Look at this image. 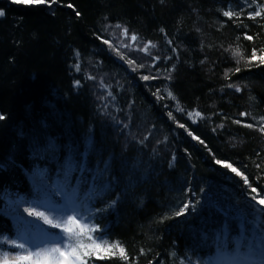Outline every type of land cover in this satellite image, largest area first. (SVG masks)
I'll use <instances>...</instances> for the list:
<instances>
[{
    "label": "trees",
    "instance_id": "trees-1",
    "mask_svg": "<svg viewBox=\"0 0 264 264\" xmlns=\"http://www.w3.org/2000/svg\"><path fill=\"white\" fill-rule=\"evenodd\" d=\"M55 5L0 0L5 12L0 17V236L15 237L20 230L19 212L10 201L64 205L56 182L71 158L84 169L74 174V182L79 175L91 180L109 165L104 180L111 182L110 190L81 214L91 212L90 222L100 228L93 235L118 241L128 255L127 261L119 255L90 256L87 264L213 263L216 234L226 220L233 251L240 236L237 210L246 214L256 193L215 161L232 163L264 197V133L257 130L264 117V64L247 63L253 49L259 55L264 48V19L247 18L255 5L244 0H58ZM228 10L244 14L229 19L223 15ZM117 24L136 34L137 44H156L150 51L159 61L135 47H119L131 42ZM104 39L145 67L132 71ZM237 48L243 58L233 55ZM157 73L156 79L140 78ZM197 111L202 118L193 122L188 113ZM188 201L195 211L190 207L175 216ZM216 207L230 211L225 216ZM246 229L253 239L251 225ZM246 243L241 264H264L260 254L247 257ZM0 250L15 249L0 245Z\"/></svg>",
    "mask_w": 264,
    "mask_h": 264
},
{
    "label": "snow or ice",
    "instance_id": "snow-or-ice-1",
    "mask_svg": "<svg viewBox=\"0 0 264 264\" xmlns=\"http://www.w3.org/2000/svg\"><path fill=\"white\" fill-rule=\"evenodd\" d=\"M13 3H25V4H56L58 0H12ZM163 3V0H161ZM244 2L249 6L253 7L255 5V11L247 13L248 19L255 20L257 17L264 19V4H257L256 0H244ZM72 7L71 4L67 5ZM243 12H236L233 10H228L223 13L224 16L232 19L236 17L237 19L243 15ZM5 12L0 10V17H3ZM76 15H80L79 12ZM117 28L121 29V34L125 37L126 40H129L131 43L124 44L121 43L119 47L128 48L129 50L142 51L146 55L151 56L153 60L159 61V56H153L150 49L157 47L156 44L148 41L143 44H137L138 36L136 34H129L127 28L122 27L117 24ZM245 27H247L245 25ZM164 32V29L160 30ZM165 36L167 34L165 33ZM100 37H98L99 39ZM239 39V37H238ZM245 39L252 40L251 35L245 34ZM104 44H108L113 51L121 59H125L132 67V71H137L140 68L145 67L143 63L137 65L136 61L133 59H127L125 54L120 52L118 47L110 44L107 39L102 41ZM169 45H172L171 40H167ZM178 57L176 49H172ZM77 55H79L77 53ZM234 56L242 57V54L237 48L233 52ZM169 56L166 59H171ZM253 61H258L259 64H264V48L260 49V54L257 55V51L253 49L251 57L247 60V63H252ZM239 64V60L236 61ZM76 69L79 70V65H75ZM150 67H155L154 64ZM174 68V66H173ZM240 68L237 67L235 72H239ZM159 73L155 76L153 75H143L140 78L142 80L156 79L158 78ZM89 79H95L94 77H88ZM168 79H171L169 74ZM77 86L79 81H76ZM228 87H233L236 91H240L239 86L234 84H229ZM108 95H112L111 92ZM158 99H163L159 95V91L155 93ZM169 98L175 100L176 97L171 91L167 92ZM167 107V105H165ZM178 111H184L183 108H178ZM188 115L193 118L195 122L196 118H202L200 112L188 113ZM242 116L248 115V113H241ZM170 119H175L171 112L168 113ZM0 119H4L3 116H0ZM234 123H241V121L236 120ZM260 126L257 128L258 131L264 133V117L261 118L259 122ZM181 128H184V124L178 125ZM245 127L254 128L255 125L251 123H245ZM223 127V125H220ZM215 130V129H214ZM188 135L192 136L194 140H198L201 144L204 143L203 140H200L198 136L193 135L192 132H188ZM54 144L50 141L49 148H53ZM174 159V157H173ZM217 164L222 167L229 169L232 173L237 176H240L244 183L249 185L252 193H256L251 197V200L255 202L249 206L247 213H243L240 210H237L236 218L239 219V238L235 239V248L233 251L229 252L228 250V236L230 225L227 220L223 225L222 229L219 230L216 234L217 241V254L213 258L214 264H241L244 257L240 255V250L242 247H245L246 243V255L247 257H255L257 254L264 256V197H260L257 192L256 187H252L248 177L244 175L238 168L234 167L232 163L227 161L217 159L215 161ZM259 166V165H258ZM2 167V165H0ZM109 165H105L104 172H101L99 169L96 170V174L91 177V180H88L83 175H79L74 182V174L82 173L84 171L83 167L75 163L74 161L67 160L62 169V179H58L56 182L57 191L61 193L65 198V205L60 209V215L53 217L52 215L47 214L45 211H41L40 208L44 206L43 201L33 200L31 206L24 208V212L27 213L29 217H34L36 220H40L43 224L49 225L53 229H59V234H50L46 232L39 224H34L32 221L24 220L23 217H20V230H18L15 237L9 236H0V245H7L9 247L15 248L18 251L14 254L9 251L0 250V264H87V258L90 256H97L98 258H104L105 256H116L119 255L123 260H128V255L125 249L117 241L114 243H109V241L104 236H94L93 233L100 231L98 225L90 222L91 212L81 214L82 208H87L90 204L95 202L98 199H102L104 195L110 190L111 182L105 181L104 176L108 170ZM115 201L112 204H109L108 207H112ZM198 204L199 201L197 200ZM192 208L195 211L196 204L192 201L184 203L180 209L175 212V216H184L188 213L189 208ZM50 211H56L57 209H49ZM104 208H95L93 211L102 212ZM215 210L225 216L228 215L230 209L216 207ZM251 217L249 220L248 217ZM166 218V217H165ZM246 224L251 225V230L253 232V239H248ZM34 229L33 238L29 239V232ZM103 253V255L101 254ZM173 255H175L173 253Z\"/></svg>",
    "mask_w": 264,
    "mask_h": 264
},
{
    "label": "rangeland",
    "instance_id": "rangeland-1",
    "mask_svg": "<svg viewBox=\"0 0 264 264\" xmlns=\"http://www.w3.org/2000/svg\"><path fill=\"white\" fill-rule=\"evenodd\" d=\"M36 181V180H35ZM10 203V207L11 208H14L15 209V211H17V212H19V217H23V219L24 220H27V221H32L34 224H39L44 230H49V231H51L53 234H55V232H57L56 234H59L60 233V230L59 229H53V228H51L49 225H47V224H43V222L42 221H40V220H36L34 217H29L28 215H27V213L26 212H24V208H26V205L24 204V202H18V203H14L13 201H10L9 202ZM65 203H66V201H64V205H65ZM64 205L63 204H60V205H57V206H48V205H45L44 204V206L43 207H41L40 208V210L41 211H45L47 214H49V215H52L53 217H57L58 215H60L61 213H60V211H59V209H62L63 207H64ZM57 209L56 211H50L49 209ZM55 230V231H54ZM35 232V230L34 229H32V232H29V239H32L33 237V233ZM47 232V231H46ZM49 233V232H48ZM52 233H50V234H52ZM13 249H15V248H13ZM18 250L17 249H15V250H10L9 252H11V253H15V252H17ZM209 264H214V262L213 263H209Z\"/></svg>",
    "mask_w": 264,
    "mask_h": 264
},
{
    "label": "bare ground",
    "instance_id": "bare-ground-1",
    "mask_svg": "<svg viewBox=\"0 0 264 264\" xmlns=\"http://www.w3.org/2000/svg\"><path fill=\"white\" fill-rule=\"evenodd\" d=\"M55 6H56V5H55V4H53V6H50V7H51V8H55Z\"/></svg>",
    "mask_w": 264,
    "mask_h": 264
}]
</instances>
